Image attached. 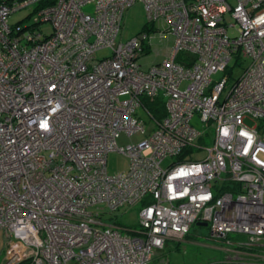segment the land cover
Instances as JSON below:
<instances>
[{"label": "built area", "instance_id": "obj_1", "mask_svg": "<svg viewBox=\"0 0 264 264\" xmlns=\"http://www.w3.org/2000/svg\"><path fill=\"white\" fill-rule=\"evenodd\" d=\"M138 1L174 39L148 69L145 36L117 42ZM29 6L30 26L9 24ZM111 151L127 172L108 174ZM98 204H141L138 224ZM203 223L264 264V0H0V264H151Z\"/></svg>", "mask_w": 264, "mask_h": 264}, {"label": "rangeland", "instance_id": "obj_2", "mask_svg": "<svg viewBox=\"0 0 264 264\" xmlns=\"http://www.w3.org/2000/svg\"><path fill=\"white\" fill-rule=\"evenodd\" d=\"M90 8H84V11H88ZM33 6H29L25 9L12 13L9 18V24H18L22 28L30 26L34 17L32 16ZM147 17L142 2L138 1L131 7H129L123 17L122 27L117 42H127L135 37L141 38L145 36L144 43L147 45V50L142 56H140L138 63L143 69H148L154 64L162 62L167 54V49H171L174 43V39L171 35L165 34V37H161V33L165 32L166 25L161 21H157L152 27L147 24ZM146 25V26H145ZM147 28H150L149 30ZM43 31H50V25H44ZM147 36V37H146ZM111 50H101L96 53L98 60L110 57ZM234 77L240 75V70L235 69ZM223 78L222 74L213 76L212 79L220 80ZM186 83L181 85V90H185ZM143 120H147L143 117ZM154 127L153 122L146 126V133H138L128 136L126 133H121L116 140L118 148H123L128 145L137 144L144 141L148 135L149 130ZM43 155L50 158L53 155L52 151H44ZM203 154L196 155V159L202 158ZM177 158H170L169 162L176 161ZM129 159L118 153L117 151H111L107 155V171L109 175H115L117 173H125L129 170ZM165 165V163H164ZM141 210V204H135L133 206H125L118 211L112 212L105 206V204H98L90 208L91 212L96 214H102L104 219H113L118 223L128 227H135L138 224V215ZM243 239L242 236L234 234L228 235V240ZM225 239L214 238L210 235L209 228L203 226L194 225L190 232L180 242L170 241L168 247L162 252V261L160 260V254H158V261H153L152 264H231L230 254L225 250H228L231 246L226 244ZM4 239L0 234V262L3 259L4 253ZM160 253V252H157Z\"/></svg>", "mask_w": 264, "mask_h": 264}, {"label": "trees", "instance_id": "obj_3", "mask_svg": "<svg viewBox=\"0 0 264 264\" xmlns=\"http://www.w3.org/2000/svg\"><path fill=\"white\" fill-rule=\"evenodd\" d=\"M146 26V25H145ZM147 29H149V28H147ZM147 50V48L145 49V51ZM149 109H150V111H151V113L155 116V117H157V118H159V117H162V116H164V110L162 109V106H160L159 105V103H149ZM136 227V226H135ZM132 228H134V227H132ZM236 240H238V239H235V240H232V241H236ZM239 240H242V241H244V237H243V239L241 238V239H239ZM234 247V246H233ZM233 247H230V248H228V250L229 249H232ZM246 249V251H248V252H250L251 251V248L250 247H247V248H245ZM164 251V249H162V250H160V251H158V252H160V259L162 258L161 256H162V252ZM157 254V253H156ZM155 256V255H154ZM158 256H156V258H155V260L156 259H158L157 258ZM154 260V261H155ZM253 259L252 258H249V257H245V258H243V260H241V261H239V260H234V259H230V261H231V264H252L253 263V261H252Z\"/></svg>", "mask_w": 264, "mask_h": 264}, {"label": "crops", "instance_id": "obj_4", "mask_svg": "<svg viewBox=\"0 0 264 264\" xmlns=\"http://www.w3.org/2000/svg\"><path fill=\"white\" fill-rule=\"evenodd\" d=\"M171 48H172V47H171ZM169 50H170V49H167L166 52H168ZM166 247H168V243H167V245L165 246V248H166ZM165 248H164V249H165ZM225 251H226V250H225ZM156 253H157V252H156ZM156 253H155V256L153 257V260L151 261V264H152V262L155 260L156 256H157L158 254H160V253H157V254H156ZM160 260L162 261V259H160ZM155 261H158V259H156ZM161 264H162V263H161Z\"/></svg>", "mask_w": 264, "mask_h": 264}, {"label": "water", "instance_id": "obj_5", "mask_svg": "<svg viewBox=\"0 0 264 264\" xmlns=\"http://www.w3.org/2000/svg\"><path fill=\"white\" fill-rule=\"evenodd\" d=\"M198 225H200V226H203V227H206V226H207V224H206V223H203V224H198Z\"/></svg>", "mask_w": 264, "mask_h": 264}]
</instances>
